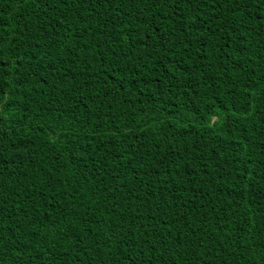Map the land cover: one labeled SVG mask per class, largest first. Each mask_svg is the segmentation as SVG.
Returning a JSON list of instances; mask_svg holds the SVG:
<instances>
[{
	"label": "trees",
	"instance_id": "trees-1",
	"mask_svg": "<svg viewBox=\"0 0 264 264\" xmlns=\"http://www.w3.org/2000/svg\"><path fill=\"white\" fill-rule=\"evenodd\" d=\"M0 264H264V0H0Z\"/></svg>",
	"mask_w": 264,
	"mask_h": 264
}]
</instances>
